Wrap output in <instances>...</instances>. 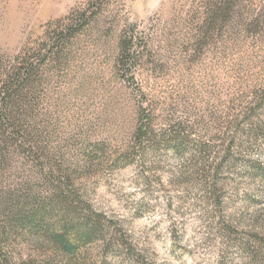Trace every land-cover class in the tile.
<instances>
[{
    "label": "rangeland",
    "instance_id": "374dc122",
    "mask_svg": "<svg viewBox=\"0 0 264 264\" xmlns=\"http://www.w3.org/2000/svg\"><path fill=\"white\" fill-rule=\"evenodd\" d=\"M70 15L85 20L37 111L50 147L80 161L92 206L135 246L124 264H264L245 246L264 249V127L241 112L264 86V0H0V61ZM120 40L132 41L127 70ZM140 108L155 142L127 163ZM170 122L189 136L180 152L164 148ZM8 243L13 264L53 257L39 238Z\"/></svg>",
    "mask_w": 264,
    "mask_h": 264
},
{
    "label": "trees",
    "instance_id": "16d2710c",
    "mask_svg": "<svg viewBox=\"0 0 264 264\" xmlns=\"http://www.w3.org/2000/svg\"><path fill=\"white\" fill-rule=\"evenodd\" d=\"M84 20L83 15H70L47 32L40 47L0 61V264H13L8 241L25 236L39 238L51 247L53 257L40 264H103V260L106 264H124L130 261L128 252L135 248L118 221L92 206L77 170H72L81 166L80 161L50 147V135H43L47 128L42 127L37 111L38 95L49 86L54 72L49 67L51 62H64L77 34L76 26ZM131 46L132 41L118 43L116 63L120 70H127L133 60ZM241 112L243 122L259 121L264 127V86L253 93ZM150 118L140 108L133 147L122 161L142 159L144 155H133L135 148L141 153L154 144ZM184 126L170 122L164 135L165 149L180 152L185 148L189 136ZM234 139L232 136L228 151ZM214 188V182L207 187L211 191ZM255 236L264 240V235ZM245 246L252 260L264 256V249L254 252L253 246Z\"/></svg>",
    "mask_w": 264,
    "mask_h": 264
}]
</instances>
